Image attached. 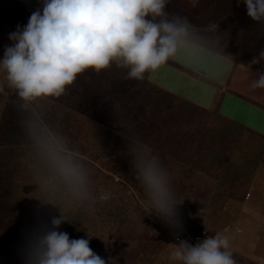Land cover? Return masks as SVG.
Masks as SVG:
<instances>
[{
    "label": "rangeland",
    "instance_id": "1",
    "mask_svg": "<svg viewBox=\"0 0 264 264\" xmlns=\"http://www.w3.org/2000/svg\"><path fill=\"white\" fill-rule=\"evenodd\" d=\"M25 1L0 0V59L12 43L9 34L17 25L26 26L31 15L27 6L40 4ZM167 10L186 16L194 31L174 58L143 81L125 79L127 70L113 65L100 73L89 70L79 75L60 97L25 104L7 88V95L0 94V123L6 124L2 132L11 121V128L18 125L38 135L35 142L22 145L0 140V264H24L28 234L41 224L50 226L56 209L63 206L82 208L83 232L79 227L65 230L64 225L59 230L73 239L91 236L90 247L111 259L110 264H178L173 258L177 235L195 245L216 233L227 237L236 233L231 243L239 246L253 243L242 248L246 255L235 252L231 244L237 264H264V223L259 225L264 186L255 214L246 216V208L240 206L264 167V149L250 182L241 176L235 187L231 180L236 169L228 164L237 147V132L233 134L234 127L229 128L219 112L222 90L264 110V89L251 88L258 71H264V61L252 71L241 67L264 50V24L252 21L238 0H196L195 6L193 0H170ZM211 25L217 30H210ZM248 117L250 125L264 130V119ZM170 122L176 128L169 129ZM224 127L226 131L220 130ZM135 138L158 155L177 202L182 203L179 233L150 214L129 163ZM259 142L248 134L243 151L257 149ZM66 161L82 165L86 190L65 185L68 179L60 163ZM244 162L239 156L236 166ZM6 168L17 173L10 175ZM105 192L110 199L100 201ZM248 221L254 228L252 239L241 233Z\"/></svg>",
    "mask_w": 264,
    "mask_h": 264
},
{
    "label": "clouds",
    "instance_id": "2",
    "mask_svg": "<svg viewBox=\"0 0 264 264\" xmlns=\"http://www.w3.org/2000/svg\"><path fill=\"white\" fill-rule=\"evenodd\" d=\"M252 21L264 24V0H238ZM170 0H40L26 26L9 34L11 45L0 59V94L13 91L25 104L60 97L86 71L100 73L115 65L127 70L125 79L143 81L174 58L194 26L186 16L170 13ZM196 0H193L195 6ZM211 25L210 30H217ZM219 44V40L216 41ZM221 55L222 59L227 56ZM264 61V50L247 64L248 71ZM252 89H264V71H258ZM129 151L130 165L142 186L150 214L172 230H183L176 193L158 155L142 141ZM64 176L81 190L88 178L82 165L60 163ZM110 193L100 195V201ZM59 211L50 226L41 224L26 237L24 264H110L90 247L89 238H70L60 231L72 223ZM79 230V229H78ZM173 258L178 264H237L226 235H206L193 246L176 236Z\"/></svg>",
    "mask_w": 264,
    "mask_h": 264
},
{
    "label": "trees",
    "instance_id": "3",
    "mask_svg": "<svg viewBox=\"0 0 264 264\" xmlns=\"http://www.w3.org/2000/svg\"><path fill=\"white\" fill-rule=\"evenodd\" d=\"M223 117L227 121L226 125L230 126L229 128H231V126L234 127L235 132L233 134L236 135V132H237V137H236V139H234V142L236 143L237 147L234 149L235 153H233L231 155L230 162L228 164V167L236 169L235 178H233L231 180L232 184L235 183V187H236V184L239 183L238 178H240L241 176L245 178L247 183L250 182V179H251V176H252L254 170L256 169L258 164L261 162V158L263 155V149H264V135L256 133V132L252 131L251 129L245 127L244 125H242V124H240V123H238L232 119H229L227 117L225 118V116H223ZM8 125H14V124L11 121H8L7 128H9V129L6 130L5 132H2V130L6 126V124H4L3 122L0 123V140H4V141H6L12 145H22L26 141L32 140L33 142H35L38 139V137H37L38 135H36L34 133L29 134L27 132H24L23 130H21L20 126H18V125H15V128H13V127L11 128ZM169 126H170L169 129L170 128L174 129V128H176L177 124L170 122ZM164 127L165 126H162L160 128H164ZM215 130H217V129H215ZM220 130L226 131V128L224 127L223 129H220ZM216 132H218V130ZM248 134H252V135L258 137L260 142H259V144L256 145V147H258L257 149L248 147L247 149H245V151H243V148H244L243 147V140L248 137ZM135 140H140V139L135 138ZM239 156H242V158L245 159V162L242 165L236 166V161L238 160ZM0 167H1V165H0ZM6 173H9L10 175H14L17 172L12 171V169L8 172V169L6 168ZM247 175H248V177H247ZM65 182H66L65 185L67 187L71 186L72 188L77 189V191L80 189L78 186L71 183L69 180H65ZM59 211L66 212L69 215L70 219H72V221H73L72 223H64L63 224L64 225L63 228H65V230L69 229V228L79 227L78 231L83 232V230H81V220L83 217L81 214L82 208L79 209V208H75V207L71 206L70 208L66 209L65 206H63L59 209H56V211L54 213L55 215H53V217L57 216L59 214Z\"/></svg>",
    "mask_w": 264,
    "mask_h": 264
},
{
    "label": "crops",
    "instance_id": "4",
    "mask_svg": "<svg viewBox=\"0 0 264 264\" xmlns=\"http://www.w3.org/2000/svg\"><path fill=\"white\" fill-rule=\"evenodd\" d=\"M22 1L26 2L25 0H22ZM34 1L35 0H32V3ZM31 5H29L27 7H29V11L32 14V12L35 11L37 8H39L41 4L34 5V6H31ZM200 73H202V72H200ZM222 92H223V94H222V97H223L222 101L223 102H220V104H219L220 114L244 125L245 127L251 129L252 131H255V132H258L259 134L264 135V130L258 129V128L254 127V125H252V124L250 125V123L247 122V119H246V117L248 115H249L248 118H250V119H252V116H253L255 119L254 121L259 120L258 118H256L257 116L258 117L260 116L261 117L260 119H264V113H257V112H264V110H262L260 107H258L256 105H254L253 103H250L249 101L245 100L244 98L240 97L239 95H236V94L231 93V92L226 91V90H222ZM237 104H243L244 105L243 109H242V107H237L236 106ZM229 107H231V108L229 109ZM234 110H236L238 112V115L233 114ZM227 111H231V112L233 111V112L227 113ZM237 112H235V113H237ZM250 119H248V120H250ZM263 175H264V167H261V168H259L257 175L254 179L253 186L249 190L248 197H247L246 201L242 205H240L241 207L246 208V211L248 212L246 216H248V217H251V214L252 213L255 214L260 208L259 200L261 199V195H262V193H261L262 191L260 189L264 186V182L261 181ZM234 205H236V204H234ZM259 222H260L259 225L261 223L262 224L264 223V214L259 217ZM241 233H242V236L244 238H246V236L249 239H252L255 237L253 235L254 228H251V222L250 221L247 222V226H246V224H245V226H243ZM237 234H239V233H237ZM234 235H236V233L228 235L230 242L234 241ZM252 241H254V240H252ZM231 244L235 245V247L233 249V250H235V252L237 251L240 254H244V255H246L248 251L243 250L242 248L253 247V243L251 245H246V246L243 245L242 243H241L242 244L241 246H239L240 244H237V243H231ZM193 246H195V245H193Z\"/></svg>",
    "mask_w": 264,
    "mask_h": 264
}]
</instances>
